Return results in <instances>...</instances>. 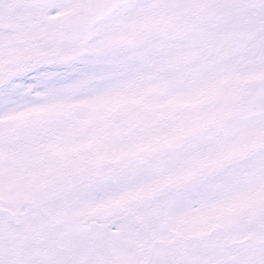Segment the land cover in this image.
Masks as SVG:
<instances>
[{
  "label": "snow or ice",
  "instance_id": "obj_1",
  "mask_svg": "<svg viewBox=\"0 0 264 264\" xmlns=\"http://www.w3.org/2000/svg\"><path fill=\"white\" fill-rule=\"evenodd\" d=\"M0 264H264V0H0Z\"/></svg>",
  "mask_w": 264,
  "mask_h": 264
}]
</instances>
